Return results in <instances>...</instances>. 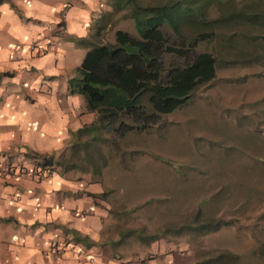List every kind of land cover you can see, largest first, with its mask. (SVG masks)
Segmentation results:
<instances>
[{"label": "rangeland", "instance_id": "374dc122", "mask_svg": "<svg viewBox=\"0 0 264 264\" xmlns=\"http://www.w3.org/2000/svg\"><path fill=\"white\" fill-rule=\"evenodd\" d=\"M259 7L264 10V0H259ZM117 29L137 35L134 22L121 19L101 41H113ZM236 30L231 41H217L216 37L215 42L200 46L216 55V78L198 88L186 104L165 115L160 126L139 133V141L135 133H128L110 157L119 158L127 173H137L136 179H124L129 183L125 192L129 193L121 195L119 202L115 199L110 212L108 230L132 245L115 249L124 264H140L139 258L167 252L176 258L191 254L195 261H203L222 250L238 255L232 264H264V28L255 26L246 32L247 37L240 28ZM233 31L218 33L225 38ZM238 37L241 41L235 44ZM61 39L75 44L76 37ZM48 42L40 39L36 45ZM45 54L44 59L53 60L54 56ZM37 71L40 81L64 80L70 75L45 66ZM32 153L26 158L42 162ZM130 183L136 184L131 191ZM209 196L221 200L205 202ZM137 198L139 202H135ZM199 209L201 217L228 223L201 236L172 234L191 223ZM166 228L172 231L164 234ZM153 234L160 237L148 240ZM167 242L172 243L170 248Z\"/></svg>", "mask_w": 264, "mask_h": 264}, {"label": "crops", "instance_id": "0c3cea01", "mask_svg": "<svg viewBox=\"0 0 264 264\" xmlns=\"http://www.w3.org/2000/svg\"><path fill=\"white\" fill-rule=\"evenodd\" d=\"M106 10L105 0L0 2V166L11 162L32 168L28 152L56 155L69 145L73 132L93 121L84 99L71 93L68 84L86 49L63 41L54 29L62 21L67 39L87 37L93 20ZM40 39L51 41L47 55L53 60L18 48L20 42ZM42 66L70 75L40 81L37 69ZM133 133L139 141V132ZM120 165L119 158H111L100 182L89 172H63L59 167L43 179L0 176V264H124L115 249L132 245L108 230L110 212L115 199L119 202L129 193L124 179H136L137 173H127ZM134 186L130 183L129 191ZM111 190L115 193H107ZM64 240L73 244L54 259L51 245ZM156 244L158 249L159 241ZM139 260L140 264L195 262L191 254L176 258L169 252Z\"/></svg>", "mask_w": 264, "mask_h": 264}, {"label": "trees", "instance_id": "16d2710c", "mask_svg": "<svg viewBox=\"0 0 264 264\" xmlns=\"http://www.w3.org/2000/svg\"><path fill=\"white\" fill-rule=\"evenodd\" d=\"M105 2L109 10L93 20L90 37L74 40L86 51L68 79L70 92L84 97L85 111L93 113L94 119L73 133L71 144L58 156L32 153L42 158L41 166L59 167L63 172H89L97 182L126 134L149 133L161 125L165 115L186 104L198 88L216 78L218 59L212 51L201 49L202 44L215 42L216 37L217 41H231L237 28L244 37L255 26L264 28V10L259 0ZM121 19H131L137 35L117 29L114 42L101 41ZM229 29L234 31L225 38L218 33ZM239 41L241 37L234 40L235 44ZM215 199L219 202L221 197L209 196L205 202ZM227 223L201 217L199 209L191 223L172 234L201 236ZM165 231L164 234L172 230ZM159 237L153 234L147 239ZM237 259V254L222 250L193 264H232Z\"/></svg>", "mask_w": 264, "mask_h": 264}, {"label": "built area", "instance_id": "2783aa9c", "mask_svg": "<svg viewBox=\"0 0 264 264\" xmlns=\"http://www.w3.org/2000/svg\"><path fill=\"white\" fill-rule=\"evenodd\" d=\"M62 16H64V14ZM54 30H56V33L60 37H63L65 35V28L62 24L57 25ZM17 45L19 49L25 48L26 50L32 51L34 56L36 57L41 56L51 51L50 43L37 46L36 41H32L27 44L18 43ZM32 162L34 164L32 168H27L23 166H13L11 164L0 166V176L20 177L23 175H30L37 179H43V178H47L50 176L51 170L49 166H41L39 165V161H36L33 159H32ZM62 242L53 243L50 247L51 255L53 256L54 259H59L62 256L63 252H65V250H67L68 247L73 244V242H67V244L62 243Z\"/></svg>", "mask_w": 264, "mask_h": 264}, {"label": "clouds", "instance_id": "9594fccd", "mask_svg": "<svg viewBox=\"0 0 264 264\" xmlns=\"http://www.w3.org/2000/svg\"><path fill=\"white\" fill-rule=\"evenodd\" d=\"M63 14H64V16H65V11L62 12V15H63ZM64 16H61V19H62V20L64 19ZM59 24H62V21H60ZM59 24H58V25H59ZM62 25H63V24H62ZM63 26H64V25H63ZM64 28H65V27H64ZM64 36H66V31H65V35H64ZM64 36H63V37H64ZM35 57H36V56H35ZM38 57H39V56H38ZM120 161H121V160H120ZM39 163H40V162H39ZM45 166H49V165H45ZM49 167H50V170H51V173H52L55 167H54V168H53L52 166H49ZM52 168H53V169H52ZM74 171H75V170H74ZM82 173H83V172H82Z\"/></svg>", "mask_w": 264, "mask_h": 264}]
</instances>
